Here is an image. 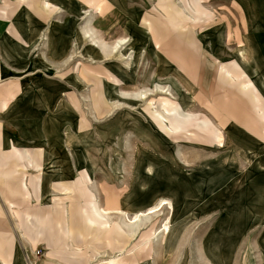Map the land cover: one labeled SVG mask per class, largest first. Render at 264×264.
<instances>
[{"label": "rangeland", "instance_id": "374dc122", "mask_svg": "<svg viewBox=\"0 0 264 264\" xmlns=\"http://www.w3.org/2000/svg\"><path fill=\"white\" fill-rule=\"evenodd\" d=\"M40 1L16 264H264V0Z\"/></svg>", "mask_w": 264, "mask_h": 264}, {"label": "crops", "instance_id": "0c3cea01", "mask_svg": "<svg viewBox=\"0 0 264 264\" xmlns=\"http://www.w3.org/2000/svg\"><path fill=\"white\" fill-rule=\"evenodd\" d=\"M40 2V0H0V88L4 86V89L0 91V237L4 242V248L0 249V254L5 249L9 264H16L15 258L19 257L14 250L15 237L12 235L14 232L17 234L15 227L19 223V219L13 222L15 220L12 213L13 204L19 202L28 204L29 201L25 196L29 187L28 181L30 177L37 174L33 170V173H30L28 166L29 98L27 92L19 90V83L23 82L21 79L28 76L21 71L20 67L22 64L23 66L28 64L26 57H23L21 47L52 46L41 43L40 35L45 32L44 23L49 20L51 14L57 13L54 8L39 7ZM83 35L90 38L94 45H98L99 39L91 26H84ZM122 43L123 41L118 42L114 46H120ZM99 45L106 46L103 42ZM104 55L109 56V53ZM159 92L163 93L160 90ZM141 95L142 93L140 97ZM13 128L17 130L15 137ZM36 158L42 164V154L37 152ZM75 161L76 157H73V162ZM38 175L41 176V172ZM10 203L11 208H9ZM154 206H150L145 215L150 214ZM100 211L106 215L108 213L104 208H100ZM142 214H136L132 219L134 221H130L131 225L128 224L126 227L131 239L143 226H146L143 222H139V216ZM17 237L20 240V236L17 235ZM0 258L2 259L1 256Z\"/></svg>", "mask_w": 264, "mask_h": 264}, {"label": "bare ground", "instance_id": "6f19581e", "mask_svg": "<svg viewBox=\"0 0 264 264\" xmlns=\"http://www.w3.org/2000/svg\"><path fill=\"white\" fill-rule=\"evenodd\" d=\"M120 45V44H119ZM160 90V89H159ZM142 95H143V93H142ZM164 204H166V202H162L160 205H164ZM159 209V208H158ZM155 210H151L149 213H153ZM132 221H134V220H132ZM134 223V222H133ZM131 225V224H130ZM134 225V224H133ZM165 229L167 228V226H165L164 227ZM138 232V231H137ZM132 234V233H131ZM136 234V233H135Z\"/></svg>", "mask_w": 264, "mask_h": 264}]
</instances>
